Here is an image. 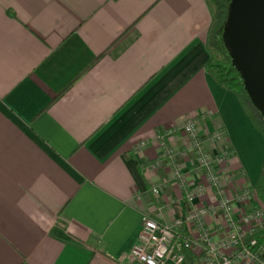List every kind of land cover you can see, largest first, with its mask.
Returning a JSON list of instances; mask_svg holds the SVG:
<instances>
[{"label": "crops", "instance_id": "1", "mask_svg": "<svg viewBox=\"0 0 264 264\" xmlns=\"http://www.w3.org/2000/svg\"><path fill=\"white\" fill-rule=\"evenodd\" d=\"M210 21L204 0H0V264H127L144 216L190 208L157 135L191 169L174 127L193 117L224 131L205 146L226 152L229 196L254 185L264 139L205 69Z\"/></svg>", "mask_w": 264, "mask_h": 264}, {"label": "built area", "instance_id": "2", "mask_svg": "<svg viewBox=\"0 0 264 264\" xmlns=\"http://www.w3.org/2000/svg\"><path fill=\"white\" fill-rule=\"evenodd\" d=\"M199 122L198 117H193L174 127L189 136V147L194 152L191 169L183 168L166 145L165 138L172 129L157 135L163 155L171 165L172 178L184 190L190 208L184 217H176L171 221H158L144 216L135 240L125 254L127 264H185L186 251L194 249L202 253L204 264H234L236 260L241 264H264V247L256 248L255 237L246 239L254 230L264 227V205L252 186L238 189L234 198L229 196L225 184L234 173L223 174L221 171L226 152H212L205 146L208 140L216 144L224 131L216 129L202 137ZM189 170L198 179L193 187L188 185L186 174ZM208 190L213 191L215 201L194 204ZM236 201L241 203L239 209L235 207ZM250 201L255 203L246 208L245 204ZM217 210L222 214L220 226L226 231L221 239L214 237L204 218Z\"/></svg>", "mask_w": 264, "mask_h": 264}, {"label": "water", "instance_id": "3", "mask_svg": "<svg viewBox=\"0 0 264 264\" xmlns=\"http://www.w3.org/2000/svg\"><path fill=\"white\" fill-rule=\"evenodd\" d=\"M228 7L222 40L264 119V0H230Z\"/></svg>", "mask_w": 264, "mask_h": 264}, {"label": "trees", "instance_id": "4", "mask_svg": "<svg viewBox=\"0 0 264 264\" xmlns=\"http://www.w3.org/2000/svg\"><path fill=\"white\" fill-rule=\"evenodd\" d=\"M204 1L211 17L205 39V45L210 56L205 64V69L220 86L236 95L252 124L262 134L264 139V119L261 111L251 102L244 88L243 79L231 62L229 49L222 40V32L226 25L230 0ZM252 187L264 205V159L261 162L259 176ZM251 237L256 238V248L261 249L264 247V227L254 230L253 233L247 235L246 239L248 240ZM186 261L190 264H199L196 255L190 250L186 251Z\"/></svg>", "mask_w": 264, "mask_h": 264}, {"label": "rangeland", "instance_id": "5", "mask_svg": "<svg viewBox=\"0 0 264 264\" xmlns=\"http://www.w3.org/2000/svg\"><path fill=\"white\" fill-rule=\"evenodd\" d=\"M255 173H253V175H254ZM258 202V201H257ZM259 203V202H258ZM261 203V202H260ZM262 204V203H261ZM190 251H192V250H190ZM195 255H196V253H198L199 254V257L203 260V256L201 255L202 253H200L197 249H194L193 251H192ZM196 257H197V255H196Z\"/></svg>", "mask_w": 264, "mask_h": 264}]
</instances>
